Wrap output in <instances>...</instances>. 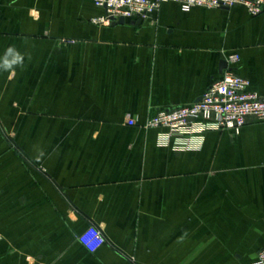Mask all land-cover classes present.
Returning <instances> with one entry per match:
<instances>
[{"label": "crops", "instance_id": "0c3cea01", "mask_svg": "<svg viewBox=\"0 0 264 264\" xmlns=\"http://www.w3.org/2000/svg\"><path fill=\"white\" fill-rule=\"evenodd\" d=\"M102 15L92 0H0V62L24 56L0 68V264L254 263L264 122L164 143L141 125L197 101L229 54L264 97V7ZM89 225L105 236L94 252L77 240Z\"/></svg>", "mask_w": 264, "mask_h": 264}, {"label": "built area", "instance_id": "2783aa9c", "mask_svg": "<svg viewBox=\"0 0 264 264\" xmlns=\"http://www.w3.org/2000/svg\"><path fill=\"white\" fill-rule=\"evenodd\" d=\"M103 10V15L94 19L95 23L110 24L118 18L145 19L158 12L165 2L177 4L181 11L192 8L226 9L242 6L256 16L264 7V0H92ZM226 63L220 78L214 80L200 98L190 104L175 105L160 109L148 118L141 127L163 130L161 141L192 137L196 131L214 129L239 134L249 121L264 122V97L249 91L248 80L238 76L232 65L238 61L237 54L224 57ZM135 125L133 119L126 122ZM78 242L89 252L96 251L104 242L103 231L89 225L77 236ZM133 264V263H131ZM252 264H264V247L258 252Z\"/></svg>", "mask_w": 264, "mask_h": 264}, {"label": "clouds", "instance_id": "9594fccd", "mask_svg": "<svg viewBox=\"0 0 264 264\" xmlns=\"http://www.w3.org/2000/svg\"><path fill=\"white\" fill-rule=\"evenodd\" d=\"M11 56L12 58L9 59L8 57ZM24 61V56L16 51L14 47H9L6 51L5 57L0 62V68H3L5 71L11 70L16 65H22Z\"/></svg>", "mask_w": 264, "mask_h": 264}, {"label": "water", "instance_id": "95a60500", "mask_svg": "<svg viewBox=\"0 0 264 264\" xmlns=\"http://www.w3.org/2000/svg\"><path fill=\"white\" fill-rule=\"evenodd\" d=\"M112 21H113V23L122 24V23H124L125 20L123 18H118L117 20L112 19ZM221 65H222V67H225L226 66L225 61H223V63Z\"/></svg>", "mask_w": 264, "mask_h": 264}]
</instances>
